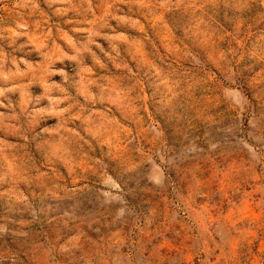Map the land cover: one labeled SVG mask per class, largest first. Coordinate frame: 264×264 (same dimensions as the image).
<instances>
[{
  "label": "rangeland",
  "instance_id": "obj_1",
  "mask_svg": "<svg viewBox=\"0 0 264 264\" xmlns=\"http://www.w3.org/2000/svg\"><path fill=\"white\" fill-rule=\"evenodd\" d=\"M0 264H264V0H0Z\"/></svg>",
  "mask_w": 264,
  "mask_h": 264
}]
</instances>
